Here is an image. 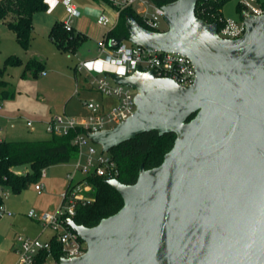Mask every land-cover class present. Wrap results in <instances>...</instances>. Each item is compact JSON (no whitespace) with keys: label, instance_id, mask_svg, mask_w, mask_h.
I'll return each mask as SVG.
<instances>
[{"label":"water","instance_id":"1","mask_svg":"<svg viewBox=\"0 0 264 264\" xmlns=\"http://www.w3.org/2000/svg\"><path fill=\"white\" fill-rule=\"evenodd\" d=\"M198 1L164 4L163 31L127 14L132 42L190 55L197 76L110 74L137 90L136 111L91 139L105 151L151 130L175 142L134 184L107 180L124 202L115 214L93 227L68 219L87 249L59 264H264V14L243 10V35L221 38L195 15Z\"/></svg>","mask_w":264,"mask_h":264},{"label":"trees","instance_id":"2","mask_svg":"<svg viewBox=\"0 0 264 264\" xmlns=\"http://www.w3.org/2000/svg\"><path fill=\"white\" fill-rule=\"evenodd\" d=\"M112 5L111 0H94ZM175 0H153L157 5H164ZM229 0H199L195 8V15L208 23L216 22L220 29L226 19L222 9ZM264 5V2H262ZM113 6V5H112ZM48 8L46 0H0V19H3L15 31L19 45L26 51L31 46L34 29V15L44 12ZM240 13L244 6L238 3ZM131 13L145 28L150 29L143 16L136 13L132 6L127 7L119 14L116 25L107 31L105 42L112 38L129 40L130 33L126 25V16ZM157 31H162L157 29ZM50 37L60 51L75 53L87 40V36L71 28L68 30L63 21H56L50 29ZM20 58L9 56L0 75L4 73L7 64L19 65ZM46 61L37 56H30L26 62V70L33 77L45 71ZM195 114L188 117L190 120ZM79 130L71 131L67 135L50 134L46 139L38 140H2L0 141V187L9 188L13 193H19L31 182H37L42 170L55 164L68 163L76 159L78 148L74 144V137ZM174 133L159 134L157 130L145 131L135 137L127 139L108 152L115 161L118 174L117 179L124 184H134L137 181L141 166L151 169L159 166L167 152L174 145ZM21 165H28L30 170L21 173L15 170ZM103 175L91 173L81 179L78 184L87 182L90 190L84 194L90 200H78L75 206L73 219L77 224L87 227L97 225L103 218L115 214L123 206L121 194L107 182ZM75 184L70 183L66 190ZM4 198L0 194V209ZM66 217V215H64ZM1 218V215H0ZM51 250L42 251L35 264H44L50 254L56 261L61 257V245L55 235L50 239Z\"/></svg>","mask_w":264,"mask_h":264},{"label":"built area","instance_id":"3","mask_svg":"<svg viewBox=\"0 0 264 264\" xmlns=\"http://www.w3.org/2000/svg\"><path fill=\"white\" fill-rule=\"evenodd\" d=\"M115 8L117 16L127 7L133 6L135 3H143L152 5L153 11L149 14L142 15L147 26L152 30L160 29V22L164 19V5H157L153 0H111ZM244 6V10L251 14H264V5L253 7L252 2L258 0H238ZM66 6L68 17L63 21L66 28H73V18L79 17L81 11L74 5L72 0H63ZM99 22L109 28H113L117 20L112 19L106 13H102ZM245 31V23L243 20L235 21L225 19L222 27L218 28V35L221 38L235 39L243 35ZM126 40H121L118 47H110L108 42L103 41L98 48L100 57L107 63L116 67H126L127 72L124 75H132L135 71L152 72L157 78H169L180 84H193L197 76L193 59L188 54L176 51L151 50L145 45L134 43L130 39V46L125 44ZM84 62L81 61L77 65V70L84 68ZM92 86L100 93L116 97L119 102L108 110H103L102 105L94 99L84 102L89 113L80 120L64 113L63 115H53L46 123V131L50 134L67 135L71 131H78L74 137V144L78 148V155L74 159V172L70 173L73 180L76 172H82L86 175L96 173L106 176L108 179L117 178L118 168L115 161L112 160L108 151H99L95 146V141L89 136L92 132L106 130L109 123L119 124L127 120L136 111L135 96L137 90L129 85L117 83L114 78L108 74L103 76H94L91 81ZM3 103L0 101V111ZM1 116V113H0ZM28 126H33L31 120L27 121ZM3 138L0 136V141ZM45 169L42 170L41 176H45ZM44 185L36 183L35 189L39 194L42 193ZM90 185L87 182L76 184L70 190L62 193V204L51 212H43L38 216L32 210L29 216L38 217L44 229L51 228L54 231L56 241L61 245V258L72 259L85 254L86 243L79 235L69 226L68 219L75 214V206L78 200H90L86 194L82 195L81 191H89ZM1 191L3 188L0 187ZM84 192V193H85ZM67 202V204H66ZM3 206L0 209V215L5 214ZM10 213V212H8ZM66 215V217H64ZM19 244L18 247V264H35L38 255L42 251L51 250L50 240L42 242L39 237L32 238L23 232L16 236ZM49 254L44 264H50ZM60 261V260H59ZM54 259L52 264H59Z\"/></svg>","mask_w":264,"mask_h":264},{"label":"rangeland","instance_id":"4","mask_svg":"<svg viewBox=\"0 0 264 264\" xmlns=\"http://www.w3.org/2000/svg\"><path fill=\"white\" fill-rule=\"evenodd\" d=\"M262 2L264 0L252 2V6L258 7ZM238 3V0H229L224 5L222 12L226 19L242 20ZM160 29L162 31L168 29L165 19L161 20ZM49 33L50 31L44 34L47 40H44L45 47L41 50V58L47 64L46 71L37 77H33L26 70L27 51L19 45L15 31L5 20L0 19V69L4 68L9 56H15L23 61L19 65H6L4 73L0 75V95L6 88L15 94L19 107L18 115L24 121L23 127L26 126L28 120H31L38 130L36 133L41 135L36 140L46 139L50 136V133L46 131L47 120L45 117L63 115L66 112L67 115L80 120L89 113L83 104L85 99L93 98L96 101L103 99L108 104L107 110L119 102L116 97L104 95L94 89H83V82L86 84L88 80L91 84L94 76H103L106 73L101 71L90 72L89 77L84 71L76 72L75 65L78 62V57L73 53L60 51L51 41ZM125 44L130 46L131 43L126 40ZM30 50L34 51L32 46H30ZM98 56L100 57V54ZM118 68L120 73L127 72L126 67ZM116 125V123H109L107 128L112 129ZM28 130L26 128V131ZM7 140L10 139L7 138ZM94 144L99 151L103 150L101 144L97 142ZM15 170L26 173L30 167L21 165ZM45 171V176H40L37 182H31L19 193H13L7 187L3 191L0 189V194L4 198L3 208L6 211L0 218V264H14L17 260V253L12 247L15 233L23 232L32 238L39 237L42 242L51 238L54 231L51 228L44 229L37 216L43 212H51V206L57 210L62 204V193L65 192L68 185L70 183L76 185L86 176L82 172H76L73 180H71L69 175L74 172V166L71 162L67 165L48 166ZM36 183L44 185L43 194H38L35 189ZM84 192V190L81 191L82 195ZM32 210L37 214L35 218L29 216ZM53 262L54 259L49 258V263L52 264Z\"/></svg>","mask_w":264,"mask_h":264},{"label":"crops","instance_id":"5","mask_svg":"<svg viewBox=\"0 0 264 264\" xmlns=\"http://www.w3.org/2000/svg\"><path fill=\"white\" fill-rule=\"evenodd\" d=\"M46 2L48 4L47 10L44 12L36 13L34 15L33 38L31 41V46L33 47L34 51H31L29 48V50L27 51L28 53L27 60L30 56H37L41 58L42 56L41 50L42 48L44 49L45 47L44 40H47L46 37H44V34L50 31L52 25L56 21H64L68 17V14L66 12V6L63 0H46ZM72 2L81 11V15L79 17L73 18L72 26L75 28L76 31L81 32L87 36V40L79 47V49L75 53H73L74 55L78 57V62L75 65V71L76 72L84 71L88 76L91 73H94L95 71L105 72L108 75L113 74V73L124 74V73L119 72L118 67L110 65L103 58L98 56L99 45L103 41H105L106 33L108 30L111 29L107 26L102 25L99 22V17L102 13H106L112 19L118 20L119 16H117L115 12V8L110 4H107L104 2H96L94 0H72ZM132 8L136 11V13L140 15L149 14L153 11L152 5L143 4L140 2L135 3L132 6ZM81 61L83 62L85 61V65L81 71H78L77 65ZM46 67H47V64H46ZM45 71H46V68H45ZM86 84L84 82L82 83L83 89L87 88L88 90L90 89L96 90L92 86V84H90L88 80ZM86 100H89V99H85L83 101V104ZM0 101L3 103V108L0 111L1 113L0 136L4 140H7V138H9L10 140L22 139V138L28 139V140H36V138L41 137L40 134L36 133V131L38 130L36 129V126L34 124L33 126H28L26 122V126L23 127L24 121L22 120V117L18 115L19 107L17 105L18 102H17L16 96L14 93L7 90V88L4 89V91L0 95ZM97 102H100V104L103 107V110H107L106 106L108 104L106 103L105 100L102 99ZM35 116L37 117V115ZM52 116L45 117V120L47 121L50 120ZM42 120L45 121L44 119ZM26 128H28L29 130L26 131ZM71 163H73V166H74V160H72ZM62 164L67 165V164H70V162L62 163ZM52 209H54L53 206H51V210ZM18 233L19 232L15 233L14 242L12 245V247L17 253V260L15 261L14 264H18L19 244L16 240V236Z\"/></svg>","mask_w":264,"mask_h":264}]
</instances>
